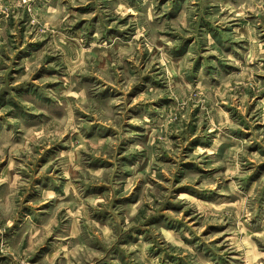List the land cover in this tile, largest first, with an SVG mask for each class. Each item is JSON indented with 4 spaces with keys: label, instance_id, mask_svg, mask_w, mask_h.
Here are the masks:
<instances>
[{
    "label": "rangeland",
    "instance_id": "374dc122",
    "mask_svg": "<svg viewBox=\"0 0 264 264\" xmlns=\"http://www.w3.org/2000/svg\"><path fill=\"white\" fill-rule=\"evenodd\" d=\"M0 264H264V0H0Z\"/></svg>",
    "mask_w": 264,
    "mask_h": 264
}]
</instances>
